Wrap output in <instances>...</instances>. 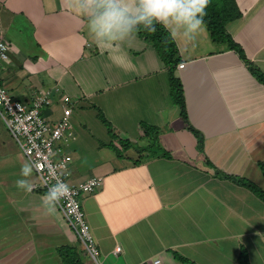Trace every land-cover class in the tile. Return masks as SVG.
I'll return each mask as SVG.
<instances>
[{
    "label": "crops",
    "instance_id": "1",
    "mask_svg": "<svg viewBox=\"0 0 264 264\" xmlns=\"http://www.w3.org/2000/svg\"><path fill=\"white\" fill-rule=\"evenodd\" d=\"M235 3L240 16L225 29L264 74V0ZM166 29L175 33L174 76L203 147L172 99L154 46L137 33L109 48L96 45L86 18L65 0H0V36L9 44L0 74L15 98L47 95L49 120L62 114L60 96L76 101L73 136L60 146L71 157L70 184L102 177L99 189L81 196L100 264H241L243 256L264 264V200L236 181L245 177L264 189V85L236 52L214 44L205 26L188 44L182 29ZM95 108L134 147L118 157L110 143H120ZM0 119L20 152L17 161L10 152L0 161V264H87L57 205L45 207L44 191L17 187L18 179L34 183V172L21 176L27 159ZM142 122L157 129L168 156L136 148L150 142Z\"/></svg>",
    "mask_w": 264,
    "mask_h": 264
},
{
    "label": "built area",
    "instance_id": "2",
    "mask_svg": "<svg viewBox=\"0 0 264 264\" xmlns=\"http://www.w3.org/2000/svg\"><path fill=\"white\" fill-rule=\"evenodd\" d=\"M8 57L9 44L0 36V63ZM178 66L182 68L184 63ZM60 100L63 104L61 116L49 120L42 113L44 106L50 104L47 95H35L27 101L19 100L9 92L0 74V116L24 156L33 164V171L41 189L46 193L51 183L56 180L68 186L69 191L56 205L68 227L83 244L88 254L87 264H100L96 242L85 218L80 196L99 189L103 180L102 177H91L78 184L67 181L65 169L71 157L63 153L60 145L73 136L71 115L77 103L72 102L68 95L60 96ZM31 185L32 190L39 189L36 182ZM115 249L119 251L120 247ZM158 262L159 260H155L153 263Z\"/></svg>",
    "mask_w": 264,
    "mask_h": 264
},
{
    "label": "clouds",
    "instance_id": "3",
    "mask_svg": "<svg viewBox=\"0 0 264 264\" xmlns=\"http://www.w3.org/2000/svg\"><path fill=\"white\" fill-rule=\"evenodd\" d=\"M211 0H65L67 10L85 17L87 30L100 47L109 48L115 42L124 41L140 28L155 31L157 24L169 28L170 24L182 29L185 44L195 40L203 30L206 8ZM171 31L174 36L175 33ZM33 164L25 161L22 177H30ZM45 184H48L47 182ZM16 185L25 192L33 186L27 179H18ZM69 191L68 186L56 180L44 194L43 203L51 209Z\"/></svg>",
    "mask_w": 264,
    "mask_h": 264
},
{
    "label": "trees",
    "instance_id": "4",
    "mask_svg": "<svg viewBox=\"0 0 264 264\" xmlns=\"http://www.w3.org/2000/svg\"><path fill=\"white\" fill-rule=\"evenodd\" d=\"M207 15L204 17V26L207 28L210 39L214 44L217 45H224L227 49L233 50L238 54L240 59H242L250 73L264 85V74L263 72L254 65L253 62L248 61L243 53L242 48L234 41V39L228 34L225 29L226 24L229 21H232L240 16V11L238 10L235 0H211L210 4L206 8ZM138 36L147 42H150L154 48L157 50L158 54L160 55L161 59L165 63L168 68L169 72V80H170V87H171V96L174 103L179 107L180 115L184 122L186 123L187 128L194 134V136L198 140V144L203 147L204 141L202 138V134L197 131L194 127L189 124L188 115L186 111V106L183 97V90L182 85L177 77L174 76V69L175 66L180 61L178 56V48L174 39L172 38L169 31L166 27L162 24L156 25L155 31H146L143 28H140L137 32ZM97 117L103 123V125L107 129V133L110 136L111 140H118L120 143V147L118 148L116 145L113 144L111 141L110 147L115 149L116 154L118 157L122 156V151L134 147L133 144L128 140H122L119 136L114 133L112 124L105 118L104 114L97 108ZM140 127L149 136L150 142L143 146H136L139 151H147V155H166L168 156V152L163 148L158 140V133L155 127H152L144 122L140 123ZM139 158H142L141 156ZM139 159L135 160L138 162ZM258 166L260 168L262 177L264 178V164L262 162H258ZM242 186L248 188L251 192L256 194L259 198L264 200V189H262L259 185L255 182L251 181L250 179L238 177L236 180ZM59 249L67 250V248L62 247ZM70 249V248H69ZM60 255L66 260L67 257L70 259L71 257L63 250L60 251ZM176 257L177 254H174ZM68 259V260H69ZM184 260V259H182ZM70 261V260H69ZM71 264H81L70 262ZM241 264H249L248 260L245 256H243L242 260L240 261Z\"/></svg>",
    "mask_w": 264,
    "mask_h": 264
},
{
    "label": "rangeland",
    "instance_id": "5",
    "mask_svg": "<svg viewBox=\"0 0 264 264\" xmlns=\"http://www.w3.org/2000/svg\"><path fill=\"white\" fill-rule=\"evenodd\" d=\"M18 99V98H17ZM19 100H23V99H19ZM44 110L45 108L42 109V113L44 115ZM77 135V134H76ZM6 152H10L11 153V156H13V158L15 159V161H17L15 155L16 153L14 152H19L18 148L16 147V145L13 143V140L11 139L9 133L7 132V130L5 129V127L3 126V123L0 119V161H1V158H2V155L5 154ZM20 153V152H19ZM25 159V158H23ZM27 159V158H26ZM27 161V160H24V162ZM19 163V162H18ZM34 172V171H33ZM32 172V174H33ZM28 180V179H27ZM30 180V179H29ZM28 180V181H29ZM36 182L37 186L39 187L38 190H41V191H44L43 189H41V186H40V183H38V180L37 178L35 177V174H34V183ZM38 190H35V191H38ZM85 194V193H84ZM83 195V194H82ZM81 195V196H82ZM81 196H80V201H81ZM56 207V206H55ZM63 217V216H62ZM65 222V220H64ZM66 223V222H65ZM67 224V223H66ZM71 230V229H70ZM74 234V233H73ZM75 235V234H74ZM75 237H77L75 235Z\"/></svg>",
    "mask_w": 264,
    "mask_h": 264
}]
</instances>
